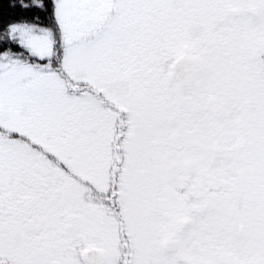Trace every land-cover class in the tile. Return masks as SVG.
<instances>
[{
    "label": "snow or ice",
    "instance_id": "snow-or-ice-1",
    "mask_svg": "<svg viewBox=\"0 0 264 264\" xmlns=\"http://www.w3.org/2000/svg\"><path fill=\"white\" fill-rule=\"evenodd\" d=\"M0 264H264V0H0Z\"/></svg>",
    "mask_w": 264,
    "mask_h": 264
}]
</instances>
